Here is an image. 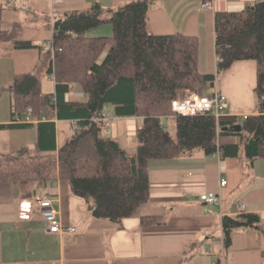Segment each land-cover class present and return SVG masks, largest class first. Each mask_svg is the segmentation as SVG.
I'll return each instance as SVG.
<instances>
[{"label": "trees", "instance_id": "trees-1", "mask_svg": "<svg viewBox=\"0 0 264 264\" xmlns=\"http://www.w3.org/2000/svg\"><path fill=\"white\" fill-rule=\"evenodd\" d=\"M152 0H129L114 8L93 2L85 9H72L52 22L54 51L49 53L48 70L53 72L54 93L41 92L37 73L14 74L0 86L11 98L10 122L0 129L36 127L33 149L20 146L0 152V182H68L72 193L85 200L94 218L119 223L148 200V162L173 158L196 148L205 154L219 150V157L242 153L249 163L264 158V0L238 11L214 12V49L221 60L214 72L198 67V39L180 31L153 33L147 25ZM3 5L0 3V13ZM109 23L111 33L90 36L87 31ZM21 26H0V41L17 48L33 43L19 40ZM241 59L255 61V113L239 120L234 115L216 119L211 113L181 115L171 119L174 134L161 119L169 114L170 101L178 89L203 88L215 74ZM76 82L86 93L85 101L65 99L68 83ZM55 95V103L51 101ZM106 105L116 116H142L136 130L133 152L121 148L115 138L104 135V124L93 119ZM30 107L31 116L44 117L34 124L16 121ZM58 120H73L75 127L58 137ZM154 216H141L150 224ZM222 244L227 249L231 232L243 227L257 231L264 240V225L257 213L240 212L221 218Z\"/></svg>", "mask_w": 264, "mask_h": 264}, {"label": "crops", "instance_id": "crops-1", "mask_svg": "<svg viewBox=\"0 0 264 264\" xmlns=\"http://www.w3.org/2000/svg\"><path fill=\"white\" fill-rule=\"evenodd\" d=\"M127 1L0 0L1 28L10 29L19 22V40L33 43L17 48L11 41H0V86L8 85L14 74L35 71L41 80V92L54 93V75L48 70L50 55L42 45L52 37L53 19L72 9H85L93 2L114 8ZM255 1L259 0H213L211 8H203L200 0H152L147 25L153 33L180 31L197 37L198 63L199 57L206 58L208 63L206 71L197 63L198 67L200 71L212 72L216 64L214 12L238 11ZM96 27L87 34L111 33ZM202 51L204 56L200 55ZM236 64L252 66L255 71L253 59L232 63ZM47 82L50 88L44 85ZM211 86L229 97L227 87L221 91L215 80ZM65 99L85 101L87 95L76 82H69ZM227 104V115L256 112L235 110ZM103 108L111 116L104 135L133 152L142 116H116L111 106ZM9 111L10 94L0 91V123L10 122ZM167 115L161 119L171 118ZM54 123L56 142L75 127L73 120L54 118ZM35 140L34 125L0 129V152L20 146L33 149ZM243 156L240 153L220 158L196 148L173 158L149 160L148 200L119 223L94 218L85 200L74 195L65 180L57 178L45 184L32 180L0 182V264H209L222 250L225 264H264V240L254 229L235 228L230 246L224 249L222 244L221 218L238 213L237 203L244 204L242 211L257 213L264 225V158L249 163ZM220 177L226 178V185H218ZM206 191L219 194L220 201L202 202L199 195ZM42 192L52 197L61 223L75 226V231H48L36 206L30 219L17 218L18 201ZM145 215L157 220L142 224L140 218Z\"/></svg>", "mask_w": 264, "mask_h": 264}, {"label": "built area", "instance_id": "built-area-1", "mask_svg": "<svg viewBox=\"0 0 264 264\" xmlns=\"http://www.w3.org/2000/svg\"><path fill=\"white\" fill-rule=\"evenodd\" d=\"M213 5V0H200V7L203 8H211ZM42 45L46 47L51 54H53V40L52 37L45 40ZM221 60V58L216 55V61ZM54 77V76H53ZM51 101L55 103V95L52 94ZM170 109L171 112L167 115L168 117H173L176 114L181 115H194V114H203V113H211L213 116L218 119V117L226 114L227 109V99L226 96L219 92L218 90H214L210 94H203L195 89H178L176 95L170 101ZM235 120L233 124H238L239 120L245 119L248 114H240L235 115ZM38 119H44L43 116L40 118L31 116V109L28 107L23 117H16V121H24L36 123ZM94 120L100 121L104 124V126H108L111 116L108 111L104 110V108L93 117ZM219 150H216L212 154L216 157H219ZM227 180L224 177H220L219 184L220 186L226 185ZM200 200L204 203H213L220 201V195L214 193L213 191H206L199 195ZM52 197L46 193H38L33 196H26L21 198L18 201L17 205V218L28 220L31 217V211L33 206H36L39 210L42 218L46 223V229L53 233H60L63 231H75L76 227L72 225H63L60 221L57 210L52 206ZM238 213L244 210L243 203H237ZM209 264H225L223 258V250L220 252V256L210 262Z\"/></svg>", "mask_w": 264, "mask_h": 264}, {"label": "rangeland", "instance_id": "rangeland-1", "mask_svg": "<svg viewBox=\"0 0 264 264\" xmlns=\"http://www.w3.org/2000/svg\"><path fill=\"white\" fill-rule=\"evenodd\" d=\"M105 24L107 26L101 25L98 27H100V29L103 31L105 30L106 32H111L110 31L111 26L109 25V23H105ZM96 28L97 27L89 29L88 32L92 30L94 31V29ZM200 55L204 56L203 51L200 53ZM198 64L201 70L204 71L207 70L208 63L206 61V58L199 57ZM212 72H214V69ZM254 81H255L254 67L243 66L241 64H236L235 66L231 64L227 70L215 74V83L216 85L218 83L220 90L222 91L223 87L224 88L227 87L228 88L227 90L230 92L229 97H226L227 102L231 104V106H233L235 110H240V111L249 112L255 110L256 96L254 90L252 89L254 88L253 87ZM44 85H46L47 87L49 86L50 88V82H47ZM214 89H215L214 86L208 84L206 87L203 88V92L210 93ZM228 110L226 109V111ZM233 114H238V113H233ZM162 121L164 123L165 128L173 135L174 134L173 120L171 118H163Z\"/></svg>", "mask_w": 264, "mask_h": 264}, {"label": "water", "instance_id": "water-1", "mask_svg": "<svg viewBox=\"0 0 264 264\" xmlns=\"http://www.w3.org/2000/svg\"><path fill=\"white\" fill-rule=\"evenodd\" d=\"M211 85H212V83H211ZM234 129H237V130L240 129V124H235Z\"/></svg>", "mask_w": 264, "mask_h": 264}]
</instances>
